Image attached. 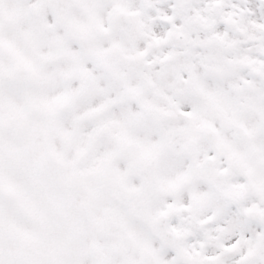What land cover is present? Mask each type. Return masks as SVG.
<instances>
[{
  "label": "snow or ice",
  "instance_id": "6c2138e0",
  "mask_svg": "<svg viewBox=\"0 0 264 264\" xmlns=\"http://www.w3.org/2000/svg\"><path fill=\"white\" fill-rule=\"evenodd\" d=\"M0 264H264V0H0Z\"/></svg>",
  "mask_w": 264,
  "mask_h": 264
}]
</instances>
